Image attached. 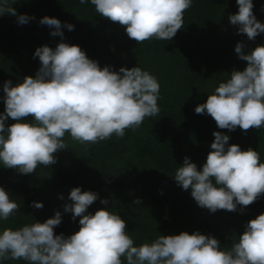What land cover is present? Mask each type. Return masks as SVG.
I'll return each mask as SVG.
<instances>
[{"label": "clouds", "instance_id": "9594fccd", "mask_svg": "<svg viewBox=\"0 0 264 264\" xmlns=\"http://www.w3.org/2000/svg\"><path fill=\"white\" fill-rule=\"evenodd\" d=\"M193 0H79L91 4L99 16L124 26L137 43L149 39L171 40L183 27V14ZM238 10L228 15L237 33L254 39L264 33V22L253 12V0H235ZM12 0H0V14H11L19 24L34 16L18 13ZM264 10V4L261 5ZM50 35L63 37L62 22L55 16H41ZM69 31L74 25L65 21ZM238 41L234 51L247 61L243 70L233 69L221 80L194 112L210 115L218 129L242 131L264 126V44L247 51ZM39 59L34 75L19 82L3 83L4 110L0 112V167L21 174L38 166L55 163L54 153L66 147L67 133L79 143H97L113 135L123 137L125 129L140 127L146 116L159 113L160 85L157 78L137 63L100 66L75 43L61 39L55 47L40 45L33 52ZM31 116L30 120L22 119ZM11 118L12 123H5ZM204 162L198 167L188 156L172 175L182 189H190L197 206L215 212L236 211L264 193V161L252 148L229 143V135L214 130ZM93 190L72 187L63 204L78 229L71 234L55 233L62 212L43 221L34 219L18 227L0 226V264L23 260L26 264H264V211L250 218L239 234H232L231 246L222 247L212 234L181 230L157 234L134 243L126 221L111 207L87 209L98 198ZM61 198L62 194H61ZM100 203L108 205L106 197ZM135 198L129 207L139 205ZM42 208L40 200L31 201ZM10 192L0 186V222L20 210Z\"/></svg>", "mask_w": 264, "mask_h": 264}, {"label": "trees", "instance_id": "16d2710c", "mask_svg": "<svg viewBox=\"0 0 264 264\" xmlns=\"http://www.w3.org/2000/svg\"><path fill=\"white\" fill-rule=\"evenodd\" d=\"M18 13L34 16L19 24L11 14H0V112L4 110L3 83L19 82L25 75H34L39 67L36 47H50L63 39L78 44L89 58L100 66L138 64L153 74L160 85L156 116H146L140 127L125 129L123 137L113 135L97 143H79L65 133L66 147L57 150L55 163L38 166L32 173L21 174L12 168L0 167V186L20 204V210L0 226L18 227L34 219L43 221L62 212L55 233L71 234L79 227L71 213L63 212L69 190H93L98 198L87 211L111 207L126 221V231L139 244L161 234L181 230H198L214 235L222 247L231 246L232 234L243 231L244 224L264 211V193L255 201L236 211L208 209L197 206L190 189H182L174 180L175 169L188 156L199 167L205 160L214 130L229 135V143L242 149L252 147L264 161V126L242 131L218 129L206 113H195L194 107L206 100L208 93L229 76L233 69L243 70L247 61L234 51L238 41L244 50L264 44V33L254 39L237 33L228 21L235 13L234 0H193L184 11L183 27L171 40L149 39L137 43L129 38L124 26L99 16L91 4L79 0H12ZM264 0H253V12L264 22ZM232 8V11H231ZM55 16L62 22L63 37L50 35L47 25L38 23L43 15ZM67 21L74 25L69 31ZM22 119L30 120L31 116ZM13 120L6 119L10 124ZM61 194L62 197L61 198ZM106 197L108 205L100 203ZM135 198L139 205L129 207ZM40 200L42 208L31 201ZM3 264H26L23 260H5Z\"/></svg>", "mask_w": 264, "mask_h": 264}, {"label": "rangeland", "instance_id": "374dc122", "mask_svg": "<svg viewBox=\"0 0 264 264\" xmlns=\"http://www.w3.org/2000/svg\"><path fill=\"white\" fill-rule=\"evenodd\" d=\"M233 10L234 11H237L238 10V5L236 4L235 0H234ZM231 11H232V8H231Z\"/></svg>", "mask_w": 264, "mask_h": 264}]
</instances>
